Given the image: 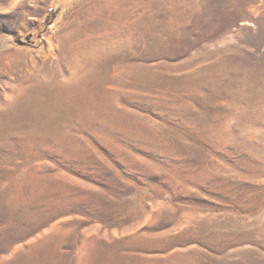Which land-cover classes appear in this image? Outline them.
I'll list each match as a JSON object with an SVG mask.
<instances>
[{"label":"rangeland","instance_id":"obj_1","mask_svg":"<svg viewBox=\"0 0 264 264\" xmlns=\"http://www.w3.org/2000/svg\"><path fill=\"white\" fill-rule=\"evenodd\" d=\"M0 264H264V0H0Z\"/></svg>","mask_w":264,"mask_h":264},{"label":"bare ground","instance_id":"obj_2","mask_svg":"<svg viewBox=\"0 0 264 264\" xmlns=\"http://www.w3.org/2000/svg\"><path fill=\"white\" fill-rule=\"evenodd\" d=\"M92 3V2H91ZM93 3H95L93 1ZM67 32V31H66ZM71 32V31H70ZM66 41V39H65ZM72 43V42H71ZM74 44V43H72ZM59 45V44H58ZM65 47V46H64ZM66 48V47H65ZM68 50V49H67ZM66 50V51H67ZM47 82V81H46ZM75 82V81H74ZM41 88V87H40ZM50 89L47 90L43 97L36 98L34 102L38 103L39 106L30 105L31 112L35 113L37 110H45L48 107H59L60 105L68 102L74 101L82 93L83 84L81 82L76 81V83H66L65 85L62 83L61 85H57L55 87H49ZM39 90V89H38ZM34 91V90H33ZM41 91V90H39ZM29 93V92H28ZM27 93V94H28ZM29 97V96H28ZM18 99V98H17ZM22 99V98H21ZM85 99V98H84ZM32 100V99H30ZM83 100V99H82ZM76 101V100H75ZM17 102V101H16ZM22 103V102H21ZM22 105V104H21ZM26 106V104H25ZM18 108V107H17ZM20 109V106H19ZM51 109V108H50ZM6 110V109H5ZM5 112V111H4ZM55 119V118H54ZM48 121V120H47ZM76 121V120H75ZM54 122V121H53ZM32 123V122H31Z\"/></svg>","mask_w":264,"mask_h":264}]
</instances>
